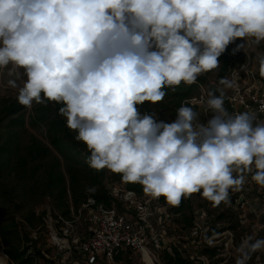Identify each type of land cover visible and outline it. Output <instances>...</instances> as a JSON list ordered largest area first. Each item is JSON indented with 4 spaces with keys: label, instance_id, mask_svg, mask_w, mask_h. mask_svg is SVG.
I'll use <instances>...</instances> for the list:
<instances>
[{
    "label": "clouds",
    "instance_id": "clouds-1",
    "mask_svg": "<svg viewBox=\"0 0 264 264\" xmlns=\"http://www.w3.org/2000/svg\"><path fill=\"white\" fill-rule=\"evenodd\" d=\"M262 42L264 0H0V87L27 109L61 104L91 169L171 206L194 193L228 203L247 182L239 173L264 189V120L225 107L238 73L220 77L219 95L182 101L171 122L138 106L215 74L230 44L235 54ZM258 62L264 76V53ZM198 107L211 113L206 123ZM258 252L264 237L245 235L235 264Z\"/></svg>",
    "mask_w": 264,
    "mask_h": 264
},
{
    "label": "trees",
    "instance_id": "trees-1",
    "mask_svg": "<svg viewBox=\"0 0 264 264\" xmlns=\"http://www.w3.org/2000/svg\"><path fill=\"white\" fill-rule=\"evenodd\" d=\"M234 45L230 44L219 57L220 68L214 70L217 73L216 81L239 68L240 54H233ZM212 74H202L190 86L181 82L175 92L168 89L164 101L157 106L146 102L138 108L142 112L155 110L159 119L171 122L181 102L199 95L200 87L209 85ZM209 91L219 95L213 87ZM61 106L55 102L47 105L34 103L31 109H27L19 105L15 98L0 97V246L10 264H40V259L47 260L44 245H39L42 237L32 236L35 231L41 232L47 226L48 210L38 211V208L50 205L52 217L57 221L62 235L63 228L68 224L73 225L79 212L89 215L91 209L84 205L90 198L96 201L93 209L103 206L128 213L129 204L114 193V183L122 184L125 194L132 192L138 198L147 194L142 185L122 181L120 174L107 169L96 171L88 166L86 160L90 153L82 143L75 141V132L66 127L65 119L59 114ZM28 123L40 128L47 142L34 134L26 140L24 133ZM86 187H95V193H86ZM243 190L250 198L255 194L254 185L244 186ZM193 196L201 197L200 193H194L182 197L179 206L170 205L169 212L174 214L171 227L176 226L172 227L173 236L182 240L185 230L192 225L195 211L205 209L210 217L205 239L222 234L217 239L222 241L224 234L228 233L232 246L235 233L244 224L241 214L234 208L233 199L220 204L204 199L201 206L194 208ZM160 203L167 205L164 197H161ZM88 224L91 226L90 222ZM90 234L91 231L83 240ZM227 251L224 246H204L201 252L209 257L211 264H227ZM132 254V251H122L115 261ZM160 256L163 264H193L188 251L181 245L172 247L171 251L161 249ZM50 264H55V261H50Z\"/></svg>",
    "mask_w": 264,
    "mask_h": 264
},
{
    "label": "built area",
    "instance_id": "built-area-1",
    "mask_svg": "<svg viewBox=\"0 0 264 264\" xmlns=\"http://www.w3.org/2000/svg\"><path fill=\"white\" fill-rule=\"evenodd\" d=\"M202 95L206 96L207 91L202 90L199 95L189 100L199 99ZM225 107L230 113L254 112L260 120H264V112L260 111L264 107V87L236 86L231 91H227ZM236 174L234 172V175ZM239 174L247 176L245 186L254 185L255 194L252 198H248L243 188L230 193L233 196L231 198L235 209L238 212L245 211L248 206H252L251 212L261 216L264 214V189L251 181L250 173ZM128 194L136 197L133 202L124 201L129 204L128 213H120L116 208L108 209L103 206L93 209L92 207L96 205L93 198L84 205L85 208L91 209L88 218L91 223V234L78 246L83 264L114 263L116 256L122 251H132L140 255L146 264H163L160 256L161 249L171 251L172 247H179V245L188 251L193 264H209L211 260L201 252L204 246H224L228 249L232 243V239L226 243L217 240L222 234L205 239L210 227V217L205 209L195 211L192 225L185 230L182 240L179 241L172 234L171 223L174 214L169 212V204L162 205L161 197L154 199L149 196L147 200L138 198L132 192ZM252 199L258 204L257 207L252 205ZM240 214L242 218L243 215Z\"/></svg>",
    "mask_w": 264,
    "mask_h": 264
},
{
    "label": "rangeland",
    "instance_id": "rangeland-1",
    "mask_svg": "<svg viewBox=\"0 0 264 264\" xmlns=\"http://www.w3.org/2000/svg\"><path fill=\"white\" fill-rule=\"evenodd\" d=\"M236 43H239L237 41ZM236 47V44L234 45ZM240 56L238 57V67L236 71L238 73V79L236 86L239 87H247V88H257L264 87V76H261L259 73V62H258V54L264 53V42H262L259 46L252 45L251 47H247L245 51H238ZM246 65V67L242 70L241 66ZM232 71V72H233ZM232 72L227 76H231ZM217 73L209 76V85H204L200 87V92L202 90H206L207 93L210 90V87H213L214 90L217 91L218 80L216 81ZM6 83V76L0 74V84ZM229 89L227 91H231ZM15 91L6 88L0 87V97H9L15 98ZM197 110L200 112V118L202 122H207L210 118L211 114L209 112H205L203 108L198 107ZM172 114V112H169ZM172 121V118L170 119ZM34 134L42 139L44 142H47L45 139V135L40 128L32 127L29 123L26 126V131L24 133L25 139ZM123 185L120 183L113 184L114 193L122 200V201H135L136 197L134 195L123 193L122 192ZM233 193L234 191H229ZM236 192V191H235ZM149 195L145 194L143 198L148 199ZM230 195V199H232ZM248 198L249 195H247ZM193 207L197 208L204 203V198L193 196ZM250 201V200H249ZM48 202V201H47ZM251 206V204H250ZM235 208V207H234ZM44 209L48 210V216L46 217V228L41 232L35 231L33 233V237H42L39 245H44V249L47 251V260L40 259V264H50V261H55V264H83L81 261V255L79 253V243L89 235V231L91 226L88 224L89 215H85L84 212L82 214L79 212L78 215H75V223L68 224L67 227L63 228L62 235H60V228L58 229L57 221L52 217L50 211V205L43 206L38 208V211H42ZM252 206L246 208L244 211H239L238 213H242L243 215V225L237 230L235 233L234 243L230 246V249H227L226 252L228 255L227 264H235V248L239 245L241 238L245 235L252 234L255 232L259 237H264V217L257 216L252 212ZM252 213V214H251ZM69 227V228H68ZM176 227V226H172ZM228 240V233L224 234L222 238V242H226ZM0 264H10L8 256L4 253L3 248L0 246ZM98 264H146L144 259L137 254H132L127 257H122L116 260L114 263H98ZM249 264H264V252H258L253 254L252 259L249 261Z\"/></svg>",
    "mask_w": 264,
    "mask_h": 264
},
{
    "label": "crops",
    "instance_id": "crops-1",
    "mask_svg": "<svg viewBox=\"0 0 264 264\" xmlns=\"http://www.w3.org/2000/svg\"><path fill=\"white\" fill-rule=\"evenodd\" d=\"M244 186H245V185H244ZM252 203H253L252 205H255V207H257L258 204L254 203V200H253V199H252ZM209 264H211V261H210Z\"/></svg>",
    "mask_w": 264,
    "mask_h": 264
}]
</instances>
